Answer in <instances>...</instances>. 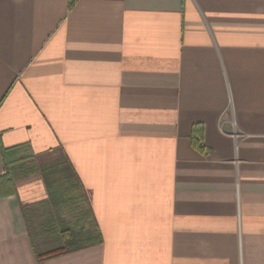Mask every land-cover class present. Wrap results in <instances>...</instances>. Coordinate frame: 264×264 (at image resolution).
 I'll return each mask as SVG.
<instances>
[{"label":"crops","instance_id":"obj_1","mask_svg":"<svg viewBox=\"0 0 264 264\" xmlns=\"http://www.w3.org/2000/svg\"><path fill=\"white\" fill-rule=\"evenodd\" d=\"M1 167L0 264H264V0H0Z\"/></svg>","mask_w":264,"mask_h":264},{"label":"built area","instance_id":"obj_2","mask_svg":"<svg viewBox=\"0 0 264 264\" xmlns=\"http://www.w3.org/2000/svg\"><path fill=\"white\" fill-rule=\"evenodd\" d=\"M6 174V171L3 167L0 168V177L4 176Z\"/></svg>","mask_w":264,"mask_h":264},{"label":"trees","instance_id":"obj_3","mask_svg":"<svg viewBox=\"0 0 264 264\" xmlns=\"http://www.w3.org/2000/svg\"><path fill=\"white\" fill-rule=\"evenodd\" d=\"M4 153V152H3ZM5 167H6V165H5ZM48 256H51V255H48Z\"/></svg>","mask_w":264,"mask_h":264}]
</instances>
